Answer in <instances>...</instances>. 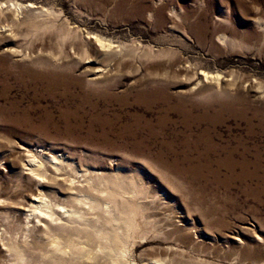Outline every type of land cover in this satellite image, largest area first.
Returning a JSON list of instances; mask_svg holds the SVG:
<instances>
[{"label": "rangeland", "instance_id": "1", "mask_svg": "<svg viewBox=\"0 0 264 264\" xmlns=\"http://www.w3.org/2000/svg\"><path fill=\"white\" fill-rule=\"evenodd\" d=\"M0 264H264V0H0Z\"/></svg>", "mask_w": 264, "mask_h": 264}, {"label": "bare ground", "instance_id": "2", "mask_svg": "<svg viewBox=\"0 0 264 264\" xmlns=\"http://www.w3.org/2000/svg\"><path fill=\"white\" fill-rule=\"evenodd\" d=\"M203 77H206V78H207V77H208V75H205V76H203ZM38 201H39V202H42L40 199H38Z\"/></svg>", "mask_w": 264, "mask_h": 264}]
</instances>
